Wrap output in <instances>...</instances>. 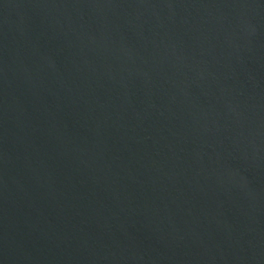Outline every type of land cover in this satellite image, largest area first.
I'll list each match as a JSON object with an SVG mask.
<instances>
[{
    "label": "water",
    "instance_id": "obj_1",
    "mask_svg": "<svg viewBox=\"0 0 264 264\" xmlns=\"http://www.w3.org/2000/svg\"><path fill=\"white\" fill-rule=\"evenodd\" d=\"M0 264H264V0H0Z\"/></svg>",
    "mask_w": 264,
    "mask_h": 264
}]
</instances>
